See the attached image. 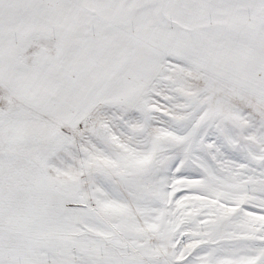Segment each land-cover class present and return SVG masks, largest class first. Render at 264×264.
Masks as SVG:
<instances>
[{"label":"snow or ice","instance_id":"obj_1","mask_svg":"<svg viewBox=\"0 0 264 264\" xmlns=\"http://www.w3.org/2000/svg\"><path fill=\"white\" fill-rule=\"evenodd\" d=\"M0 264H264V0H0Z\"/></svg>","mask_w":264,"mask_h":264}]
</instances>
